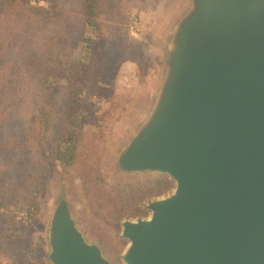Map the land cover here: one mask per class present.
<instances>
[{
  "label": "water",
  "instance_id": "water-1",
  "mask_svg": "<svg viewBox=\"0 0 264 264\" xmlns=\"http://www.w3.org/2000/svg\"><path fill=\"white\" fill-rule=\"evenodd\" d=\"M185 1L173 42L158 51L166 66L151 103L114 161L118 174L174 188L147 217L123 222L120 261L62 197L50 264H264V0Z\"/></svg>",
  "mask_w": 264,
  "mask_h": 264
},
{
  "label": "trees",
  "instance_id": "trees-1",
  "mask_svg": "<svg viewBox=\"0 0 264 264\" xmlns=\"http://www.w3.org/2000/svg\"><path fill=\"white\" fill-rule=\"evenodd\" d=\"M120 2L0 0V264L25 263L29 222L18 221L14 209L18 202L36 205L47 159L73 165L89 152V93L102 69L136 45L119 40L130 34ZM138 185L160 194L174 183L161 178ZM129 194L113 197L119 202Z\"/></svg>",
  "mask_w": 264,
  "mask_h": 264
},
{
  "label": "rangeland",
  "instance_id": "rangeland-1",
  "mask_svg": "<svg viewBox=\"0 0 264 264\" xmlns=\"http://www.w3.org/2000/svg\"><path fill=\"white\" fill-rule=\"evenodd\" d=\"M28 1L32 5L48 4V0ZM120 3L130 37L122 36L119 40H136L135 49L129 47V55L121 59L118 55V60L105 66L98 87L89 93L85 109L89 114L86 125L91 136L86 146L89 152L83 153L81 160L73 165L47 159L36 205L29 208L28 204L18 202L14 209L18 221L29 222L23 245L24 264H50L51 221L62 197L70 200L74 217L85 235L105 244L108 254L120 261L128 245V240L121 237L123 222L147 217L148 203L174 188L160 194L152 192L150 187L139 186L138 182L162 177L150 173L121 175L115 170L114 161L123 139L141 121L151 103L153 83L166 66V57L159 61V48L170 47L187 3L185 0H121ZM183 3L185 8L181 11ZM113 42L112 49L118 48V43ZM80 55L83 61H88V55ZM88 171L91 177L86 181L84 174ZM125 189H129V196L116 202L113 193L122 194Z\"/></svg>",
  "mask_w": 264,
  "mask_h": 264
}]
</instances>
